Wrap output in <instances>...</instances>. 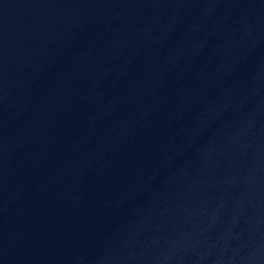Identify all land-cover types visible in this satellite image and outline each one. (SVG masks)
Returning a JSON list of instances; mask_svg holds the SVG:
<instances>
[{
	"label": "water",
	"instance_id": "95a60500",
	"mask_svg": "<svg viewBox=\"0 0 264 264\" xmlns=\"http://www.w3.org/2000/svg\"><path fill=\"white\" fill-rule=\"evenodd\" d=\"M0 264H264V0H0Z\"/></svg>",
	"mask_w": 264,
	"mask_h": 264
}]
</instances>
